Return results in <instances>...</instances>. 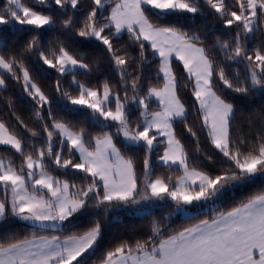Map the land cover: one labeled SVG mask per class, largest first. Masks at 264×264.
<instances>
[{"label":"snow or ice","instance_id":"6c2138e0","mask_svg":"<svg viewBox=\"0 0 264 264\" xmlns=\"http://www.w3.org/2000/svg\"><path fill=\"white\" fill-rule=\"evenodd\" d=\"M54 6L66 14L69 8L78 12L82 4L0 0V33H37L16 54L0 51V90L8 87L5 74L20 84L21 99L40 129L15 112L23 133L0 120V149L19 158L16 163L0 154V225L15 217L39 229L87 226L63 238L33 233L0 241V264H93L107 227L119 221L110 214L142 204H163L170 208L165 219L179 214L186 225L174 229L153 219L146 238L121 240L99 264H264V110L245 114V130L237 124L236 108L237 97L264 96V0H91L82 21L73 16L60 20L81 43L102 49L91 63L61 42L46 54L40 30L56 25ZM209 14L227 37L211 45L202 39L203 30L186 26ZM124 34L127 47L118 43ZM6 47L0 40V50ZM33 53L60 77L71 74L76 94L58 79L55 100L50 99L25 64L24 57ZM105 58L118 77L116 85L108 79L97 85L77 79L78 70L91 75ZM153 61L157 71L150 79L146 68ZM185 89L189 101L182 97ZM189 107L196 110L198 131L188 122ZM65 112L85 119H67ZM89 125L99 131H90ZM182 135L194 142L196 159ZM141 150L138 174L135 156L126 153ZM154 154L173 175L156 174ZM258 182L232 207H214L210 219L199 218L205 206Z\"/></svg>","mask_w":264,"mask_h":264},{"label":"trees","instance_id":"16d2710c","mask_svg":"<svg viewBox=\"0 0 264 264\" xmlns=\"http://www.w3.org/2000/svg\"><path fill=\"white\" fill-rule=\"evenodd\" d=\"M29 2H31V0H29ZM81 4L82 7L78 12L69 8L66 14L63 13L62 10H59L58 6H54L52 11L57 17L56 25L51 29L40 30L42 33L41 45L45 49L46 54L49 49H54L56 47L57 42H61L73 55H76L77 58H83L87 63H91L95 56L102 55V49L93 47L91 43H81L82 38L76 36L73 31L64 29L60 26V20L66 18V16H73V19L76 22L83 20L84 13L86 10H88L91 0H81ZM186 26L190 31L203 30L201 31V37L208 45H211L217 37H220L221 39L227 38L225 36L226 30L223 29L220 26V22L210 14L207 17H197L194 21L188 22ZM34 35H37V33L34 31H18L16 29L5 30L3 33H0V40H3L7 44V47L0 51H2L5 55L16 54L17 52L22 51L27 42ZM258 42V40L253 41V43L249 46L252 47ZM118 43L127 47V34H124ZM128 50L132 52L133 55H136V49L129 47ZM148 56L149 59H151L150 52L148 53ZM24 61L33 76V80L42 88V90L45 91L47 95H49L50 99L55 100L56 93L54 91V86L58 79L61 80V86L63 88L70 91L73 95L76 94L75 86L70 84L72 78L71 74L60 77L54 69H50L46 65H42V62L39 61L38 56L35 53L26 55L24 57ZM174 67L178 73H181L182 69L178 63L174 62ZM237 67H240V70L243 71L242 66ZM156 71L157 62L153 61L151 65L146 68L147 76L150 79L153 78ZM82 72L83 70H78L77 79L86 84L97 85L104 79H108L110 83L116 85L118 81L116 73L110 69L106 58L101 64L100 68L93 67L91 75H81L80 73ZM5 78L8 81V87L7 89L0 90V120H4L9 124L10 127L16 129L18 133H23L24 130L18 126L15 118V116H19L25 124L39 131V124L34 120L30 107L21 99L23 93L20 84L12 80L7 74H5ZM152 83H156V81L153 79ZM146 87L147 85H145V88ZM182 97L185 99V101H189L191 99L187 89L183 90ZM9 100L12 101L13 106L11 108L8 106ZM53 107L54 111L58 112V105L54 103ZM150 107L155 110V103L151 104ZM236 108L237 124L243 125L246 130L247 121L244 118L245 114L249 112H255L258 115L261 110H264V96H261L257 93L244 98L237 97ZM13 112H15V116L13 115ZM62 115L73 121H81L85 119L83 115L70 114L67 112L62 113ZM136 115H138V113L133 115V121H135ZM188 122L194 127L195 130H199V121L197 120L196 110L193 107H189ZM176 128L178 131H180L183 129V125L178 123ZM89 130L94 133L99 131L98 128L91 125H89ZM200 135L201 144L204 145L203 134ZM35 139L38 145L42 142L41 137H37ZM181 139L189 149L190 155L196 159L197 154L195 152L194 142L185 135H182ZM117 144L118 146L120 145L119 139H117ZM159 151H162V149L158 150V152ZM205 151H210V149L205 146ZM0 154L5 155L6 158L8 156H12L15 162L19 163V158L12 153H5L3 149H0ZM126 154L135 156L137 171L139 174L142 170V161L144 155L143 151L128 152ZM200 159H202V157H200ZM152 161L157 175L174 174V171L170 172L158 163L157 154L153 155ZM53 174L59 175V173ZM68 178L72 179L73 177ZM75 179L77 183L80 182L78 177H75ZM257 187H259V182L257 185L252 186V188L236 190L229 196L224 197L222 200H218L216 205L210 204L205 206L202 209L199 218L210 219L214 214V207H217L220 210H226L238 203L246 195L251 194L254 190H256ZM170 203L171 202L169 201V204ZM138 207L139 205L131 206L123 208L119 212H113L110 214V216H119V221L113 220L107 227L104 236V243L92 258L93 264H99V260L101 259L103 253L109 247L119 243L121 240L126 239L132 241L137 238H146L153 219L159 220L162 225H167L174 229H179L186 225V221L184 220L183 216L179 214L172 216L170 219H165L167 213L170 211V208L163 204H160L156 207H150L147 212L142 214H139L138 211H136ZM86 226V222H84L81 223L79 227L69 228L66 226L63 231L53 232L50 230L33 228V226L28 222L11 217L6 223L0 225V241H6L10 237H15L16 239L31 238L33 233H35L36 236L57 235L64 237L66 235L72 234L73 231H79Z\"/></svg>","mask_w":264,"mask_h":264},{"label":"rangeland","instance_id":"374dc122","mask_svg":"<svg viewBox=\"0 0 264 264\" xmlns=\"http://www.w3.org/2000/svg\"><path fill=\"white\" fill-rule=\"evenodd\" d=\"M49 2L51 3V0H49ZM150 205H148V204H142V205H139V207H138V209H141V210H149L150 209ZM136 211H138V210H136ZM147 211H138V213L139 214H142V213H145V212H147ZM25 222H27V221H25Z\"/></svg>","mask_w":264,"mask_h":264},{"label":"water","instance_id":"95a60500","mask_svg":"<svg viewBox=\"0 0 264 264\" xmlns=\"http://www.w3.org/2000/svg\"><path fill=\"white\" fill-rule=\"evenodd\" d=\"M30 225H32L31 224V222H28ZM44 230H50V231H53V232H57V231H60L59 229H52V228H48V229H44Z\"/></svg>","mask_w":264,"mask_h":264},{"label":"crops","instance_id":"0c3cea01","mask_svg":"<svg viewBox=\"0 0 264 264\" xmlns=\"http://www.w3.org/2000/svg\"><path fill=\"white\" fill-rule=\"evenodd\" d=\"M42 236H49V237H51V236H53V235H42ZM61 238H63V237H61Z\"/></svg>","mask_w":264,"mask_h":264}]
</instances>
